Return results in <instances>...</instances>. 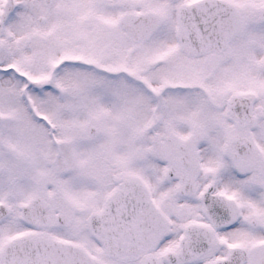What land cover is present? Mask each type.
I'll list each match as a JSON object with an SVG mask.
<instances>
[{
  "label": "snow or ice",
  "instance_id": "1",
  "mask_svg": "<svg viewBox=\"0 0 264 264\" xmlns=\"http://www.w3.org/2000/svg\"><path fill=\"white\" fill-rule=\"evenodd\" d=\"M0 264H264V0H0Z\"/></svg>",
  "mask_w": 264,
  "mask_h": 264
}]
</instances>
